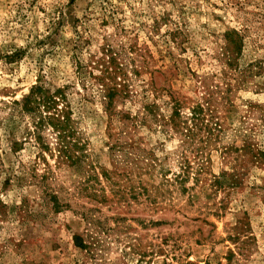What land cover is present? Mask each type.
Masks as SVG:
<instances>
[{
    "label": "rangeland",
    "instance_id": "obj_1",
    "mask_svg": "<svg viewBox=\"0 0 264 264\" xmlns=\"http://www.w3.org/2000/svg\"><path fill=\"white\" fill-rule=\"evenodd\" d=\"M0 264H264V0H0Z\"/></svg>",
    "mask_w": 264,
    "mask_h": 264
},
{
    "label": "trees",
    "instance_id": "obj_2",
    "mask_svg": "<svg viewBox=\"0 0 264 264\" xmlns=\"http://www.w3.org/2000/svg\"><path fill=\"white\" fill-rule=\"evenodd\" d=\"M230 46L233 47V53L236 52V40L229 42ZM114 89H109L105 98L110 101L114 100ZM19 104L21 109L20 112L23 116H27L30 119L32 130H29L28 135H32L36 143L40 146V149L44 151L43 132L45 128H52L58 133V139L60 144L58 147L59 156H69V144L68 138L70 136V112L67 111L68 106L66 103V96L64 89L48 88L39 80L38 84L34 85L29 94L23 98L21 102H15Z\"/></svg>",
    "mask_w": 264,
    "mask_h": 264
}]
</instances>
